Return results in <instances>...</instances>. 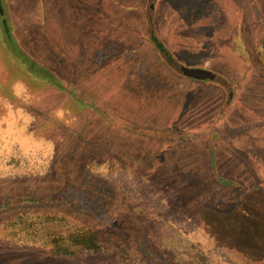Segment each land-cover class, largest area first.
Here are the masks:
<instances>
[{
    "label": "rangeland",
    "instance_id": "374dc122",
    "mask_svg": "<svg viewBox=\"0 0 264 264\" xmlns=\"http://www.w3.org/2000/svg\"><path fill=\"white\" fill-rule=\"evenodd\" d=\"M0 264H264V0H0Z\"/></svg>",
    "mask_w": 264,
    "mask_h": 264
},
{
    "label": "trees",
    "instance_id": "16d2710c",
    "mask_svg": "<svg viewBox=\"0 0 264 264\" xmlns=\"http://www.w3.org/2000/svg\"><path fill=\"white\" fill-rule=\"evenodd\" d=\"M149 24V27L151 29L150 31V39L153 40V41H158V38H156L155 36L153 35H156V32L157 31V28L156 26L154 25V23L151 21V19L149 20L148 22ZM8 29H6L7 31ZM7 33L10 35V33L7 31ZM9 42L12 44L13 46V49H18L19 47H17V43L16 41L10 36L9 37ZM162 46V44H160ZM163 47V46H162ZM163 53L166 54V56H168V59L170 60V62L173 61V57H169V55L171 54V52L168 53V49L166 48H163L162 49ZM21 55L25 58V57H28L27 55H23V51H20ZM29 59L28 61L29 62H32L33 59L32 58H27ZM34 63V62H33ZM44 70V68H43ZM44 72V71H43ZM45 74L47 76H52L53 77V73L50 71V70H45ZM73 236V239L75 240L76 243H80V244H85V245H88L89 247H99V237H98V234L94 231V230H87L85 232H80V233H72L71 237Z\"/></svg>",
    "mask_w": 264,
    "mask_h": 264
},
{
    "label": "water",
    "instance_id": "95a60500",
    "mask_svg": "<svg viewBox=\"0 0 264 264\" xmlns=\"http://www.w3.org/2000/svg\"><path fill=\"white\" fill-rule=\"evenodd\" d=\"M183 72L191 77L198 79H205L206 77L213 78L215 77V73L209 69L203 67H192V66H182Z\"/></svg>",
    "mask_w": 264,
    "mask_h": 264
}]
</instances>
